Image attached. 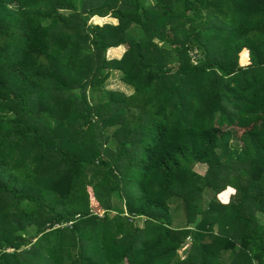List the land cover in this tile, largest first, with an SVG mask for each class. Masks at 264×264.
<instances>
[{"label":"trees","instance_id":"obj_1","mask_svg":"<svg viewBox=\"0 0 264 264\" xmlns=\"http://www.w3.org/2000/svg\"><path fill=\"white\" fill-rule=\"evenodd\" d=\"M0 264H264V0H0Z\"/></svg>","mask_w":264,"mask_h":264},{"label":"rangeland","instance_id":"obj_2","mask_svg":"<svg viewBox=\"0 0 264 264\" xmlns=\"http://www.w3.org/2000/svg\"><path fill=\"white\" fill-rule=\"evenodd\" d=\"M91 22L93 23H98V24H103L105 22H113L116 23L117 20L109 17V18H90ZM124 51V46L123 45H119L117 47H110L107 49L106 51V57L108 59H114V58H119L121 57V55L123 54ZM196 54L195 51L194 53H191V58H193L194 56V60L196 58ZM247 60V53L243 52L241 53V58H240V62L244 63ZM103 88H105L106 90H110V92H113V97H114V93L115 91H121L124 94H131L134 91V87L129 85L128 83L124 82L122 79V74L118 69L115 68H111L108 69V77L103 81ZM110 131L112 130V128H107ZM195 168L196 172L200 173V174H209L210 169L207 166L206 163H195V165L193 164V169ZM216 170H218V167L216 168ZM209 176L213 179L214 174H209ZM220 181L217 182V179L214 178V183L215 185H218L217 187L220 188V184H222ZM223 185V184H222ZM221 185V186H222ZM222 194V195H221ZM218 196L220 195L223 199V201L227 202L229 200L234 199L236 193L235 190L231 187V186H225L224 189L222 190V193L219 192L217 194ZM220 197V198H221ZM117 204L118 202L115 201ZM91 208L93 210H96L99 214H102V210L100 208H98L97 204L94 202V200H91ZM183 214V211L180 210V215ZM180 215L177 217L176 215H173V221H172V225L173 226H179V224L181 223V218ZM139 226H143V218L141 219V221L138 223ZM33 227H29L28 231H31ZM191 245V240L190 238H187L185 243H183V245L181 247H179L178 249V253L179 255L183 258L187 255L188 250H189V246Z\"/></svg>","mask_w":264,"mask_h":264},{"label":"crops","instance_id":"obj_3","mask_svg":"<svg viewBox=\"0 0 264 264\" xmlns=\"http://www.w3.org/2000/svg\"><path fill=\"white\" fill-rule=\"evenodd\" d=\"M117 47V46H116Z\"/></svg>","mask_w":264,"mask_h":264}]
</instances>
